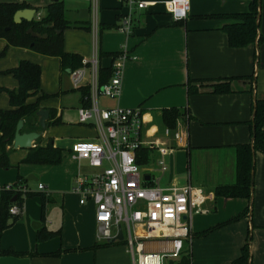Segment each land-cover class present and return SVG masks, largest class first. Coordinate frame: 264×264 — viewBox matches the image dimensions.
Masks as SVG:
<instances>
[{
    "label": "crops",
    "instance_id": "obj_1",
    "mask_svg": "<svg viewBox=\"0 0 264 264\" xmlns=\"http://www.w3.org/2000/svg\"><path fill=\"white\" fill-rule=\"evenodd\" d=\"M58 1L63 3L66 20L76 25L63 33L65 52L86 60L102 53L99 65L108 68L115 54L122 48L127 50L129 59L120 96L98 105L140 109L142 140L147 146L138 151V165L143 171L154 170L159 150L164 152L168 170L160 175V184H190L207 196V212L194 216L192 234L222 224L207 236L194 239L192 264H264V154L254 153L248 200L214 196L217 187L235 184V147L251 143L253 104L264 99V0L258 19L261 42L245 48L228 45L222 29L233 20L210 16L244 13L252 0H188L189 13L184 21L173 20L165 11L167 0H147L156 5L136 14L129 36L117 31L120 11L114 0ZM4 3L18 4L17 0H0V4ZM51 3L54 1L28 0L24 5L39 9L42 15ZM6 45L0 39V89L17 88V81L5 72L20 61L40 67V91L28 98L27 104L48 95L39 101V110L48 112V120L44 130L37 116L33 121L39 126L36 132H41L33 148L50 143L62 151V161L55 166L26 164L23 160L29 150L11 146V167L0 168V184L21 183L30 191L26 197L20 196L21 217L2 231L0 249L42 255L28 258L29 264H132L125 243L93 248L102 243L96 235L94 206L90 202L80 205L79 197L72 192L75 177L85 168V163L73 159L72 146L79 140L96 141L99 136L94 122H78V113L84 109L81 93L73 88L68 73L61 71L58 58L20 47H8L1 56ZM226 82L228 93L213 92V86ZM87 83L88 80L82 86ZM188 84L198 92L188 94ZM11 109L8 95L2 92L0 110ZM174 109L184 111L185 116L177 119L171 129L164 124L162 114ZM55 119L59 123L51 124ZM165 129L186 134V147L165 136ZM22 132H27L24 124ZM40 184L43 191L38 190ZM246 209V217L226 223ZM35 223L38 228H33ZM40 229L59 231L60 235L38 242ZM245 244L249 249L247 262L236 263ZM146 250L160 252L161 245L146 244ZM57 251V257L43 256Z\"/></svg>",
    "mask_w": 264,
    "mask_h": 264
},
{
    "label": "built area",
    "instance_id": "obj_2",
    "mask_svg": "<svg viewBox=\"0 0 264 264\" xmlns=\"http://www.w3.org/2000/svg\"><path fill=\"white\" fill-rule=\"evenodd\" d=\"M28 0H17L24 4ZM119 5L117 31L132 34L136 14L155 6L147 0H114ZM165 11L175 21H184L189 13L188 0H167ZM41 13L36 18H41ZM129 55L122 48L111 63L112 75L101 87L97 84L98 59H82V65L70 72L74 89L88 80L91 105L78 113V122H94L99 136L96 141H76L72 157L85 168L73 181L72 192L79 197V204L88 202L94 206L99 242H109L122 231L132 264H167L178 258L185 243H191L192 223L196 215L204 214L207 196L190 184L163 186L160 175L168 170L165 153L155 161V169L143 171L137 164L138 151L147 146L143 140V118L139 108H100L99 98L114 100L120 96L124 67ZM89 74V78H88ZM178 146L186 147V134L164 130ZM147 169V168H146ZM157 172L159 175L152 176ZM148 176V180L145 178ZM38 190H44L43 185ZM29 189L21 183L0 184L2 192H13L26 197ZM9 221L20 216L22 206L14 202L8 208ZM117 242V241H115ZM146 244H160L161 251L146 250Z\"/></svg>",
    "mask_w": 264,
    "mask_h": 264
},
{
    "label": "trees",
    "instance_id": "obj_3",
    "mask_svg": "<svg viewBox=\"0 0 264 264\" xmlns=\"http://www.w3.org/2000/svg\"><path fill=\"white\" fill-rule=\"evenodd\" d=\"M30 8L24 4H0V39H4L7 43L1 53L4 56L8 47H20L29 49L39 55L45 57H56L60 61V69L62 72L70 74L71 71L80 68L82 65L81 56L78 54L67 53L64 51L63 33L70 27L76 25L66 20L64 15V7L61 1L48 5L40 19H34L31 22L22 21L15 24L13 21L14 14L19 10ZM36 14L39 9H35ZM260 16V5L258 0H252L249 4L248 11L236 14H224L210 17L225 18L233 20V23L223 27V31L227 36L228 45L232 48H245L254 43L260 44L261 37L258 35V19ZM32 30L33 33L46 36V38H34L27 33ZM118 55L113 56L112 61ZM103 57L102 53L97 56V84L99 87L106 84L112 75L111 65L108 68H101L99 60ZM5 74L12 75L17 81L18 86L14 90L0 89V94L5 92L8 95L9 105L12 108L9 111L0 110V168L8 169L11 167L9 162V152L12 146V140L15 134L16 125L19 120L23 121L24 129L27 132H36L39 126H35L36 113L39 111V101L48 98V95H42L37 102L27 104L28 98L35 96L40 91V67L28 61H20L17 67L7 70ZM229 81V80H228ZM229 82L213 86V92L222 94L230 91ZM81 93V105L88 108L91 105L90 87L81 86L77 89ZM197 88H191L188 84V94H196ZM253 120H252V141L249 144L239 145L235 147V173L236 182L230 186H220L214 191L215 197L222 198H240L248 200L251 193V176L253 170V156L256 152L264 154V99L255 100L253 104ZM53 114V111H50ZM185 116V112L175 110H165L162 114L164 124L173 129L177 119ZM59 120L55 119L51 124H58ZM7 147L9 149L7 150ZM145 154L144 159L145 160ZM142 160V161H143ZM62 161V151L54 148L50 143L46 147L36 146L29 149L23 163L37 165L55 166ZM141 161H137V164ZM15 194L13 192H2L0 194V235L2 231L9 228L13 223L19 220L20 216L12 219L9 223L8 208L12 205V199ZM17 197V196H16ZM16 205L22 206L20 196L16 198ZM247 215V209L242 213L230 219L227 224L236 222ZM220 225L208 228L202 232L192 234V238H202L212 231L218 229ZM60 235L59 231L49 232L40 229L37 232V241L43 242ZM123 244L124 241L117 242ZM114 243L102 242L94 245V249L105 248ZM188 244V243H187ZM248 244H245L241 250V256L235 261L236 263H246L248 259ZM60 251L44 254L43 256L57 257ZM13 256L17 258H32L37 253H16L11 249H0V257ZM167 264H192L191 251L185 246L183 252L178 258L169 260Z\"/></svg>",
    "mask_w": 264,
    "mask_h": 264
},
{
    "label": "water",
    "instance_id": "obj_4",
    "mask_svg": "<svg viewBox=\"0 0 264 264\" xmlns=\"http://www.w3.org/2000/svg\"><path fill=\"white\" fill-rule=\"evenodd\" d=\"M56 2L57 0H53ZM259 5H261V0H258ZM84 10L81 12L83 14ZM36 11L34 9H24L17 11L13 16V21L15 24H20L22 21L31 22L34 18ZM34 38H46V36H41L32 32V30L27 31ZM36 116L39 118V126L42 130L46 127V121L48 120V112L46 110H39L36 113ZM1 126V123H0ZM23 129V121L19 120L15 134L12 140V147L14 149H26L29 150L33 148V143H35L41 136V132H22ZM146 179L148 177L146 176ZM252 184H253V176H251V191H252ZM16 196L13 198V202H15ZM37 225V226H36ZM33 228H38L39 224H33ZM115 241L121 242L123 241L122 231L119 229L118 236L110 240L109 243H114ZM0 264H29L28 258H17L13 256H2L0 257Z\"/></svg>",
    "mask_w": 264,
    "mask_h": 264
},
{
    "label": "rangeland",
    "instance_id": "obj_5",
    "mask_svg": "<svg viewBox=\"0 0 264 264\" xmlns=\"http://www.w3.org/2000/svg\"><path fill=\"white\" fill-rule=\"evenodd\" d=\"M70 81H71V80H70ZM105 101L108 102V103H111L110 101H112V100L107 99V98H100L98 103H99V105H100L102 102H105ZM194 239H195V238H191V243H188V244L185 243V246H186V247L189 249V251H191V252H192V249H193V246H194V242H193ZM192 242H193V244H192ZM152 248L156 249L157 246H156V245H153ZM191 260H192V257H191Z\"/></svg>",
    "mask_w": 264,
    "mask_h": 264
}]
</instances>
